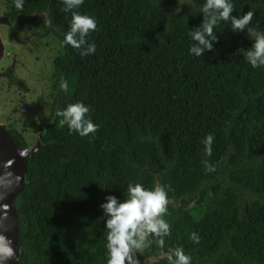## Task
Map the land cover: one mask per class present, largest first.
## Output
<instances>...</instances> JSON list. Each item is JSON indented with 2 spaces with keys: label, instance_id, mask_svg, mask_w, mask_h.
<instances>
[{
  "label": "trees",
  "instance_id": "trees-1",
  "mask_svg": "<svg viewBox=\"0 0 264 264\" xmlns=\"http://www.w3.org/2000/svg\"><path fill=\"white\" fill-rule=\"evenodd\" d=\"M4 2L11 36L50 20L63 49L53 63L51 116L12 202L18 264H107L100 204L127 198L128 183L167 186L170 235L146 247L159 257L154 264H168L164 254L177 246L191 264H264V68L239 51L251 47L247 32L221 21L212 51L195 57L188 33L202 23L204 0H84L78 11L95 17L97 30L87 38L95 52L82 56L62 43L71 20L62 0H25L18 14ZM233 5V15L252 10L251 26L264 31V0ZM78 101L99 125L91 138L69 134L55 116ZM209 133L210 156L202 143Z\"/></svg>",
  "mask_w": 264,
  "mask_h": 264
},
{
  "label": "clouds",
  "instance_id": "clouds-1",
  "mask_svg": "<svg viewBox=\"0 0 264 264\" xmlns=\"http://www.w3.org/2000/svg\"><path fill=\"white\" fill-rule=\"evenodd\" d=\"M17 14L24 11L25 0H11ZM64 11L71 13L69 29L63 35L62 43L80 50L82 56L93 54L96 44L87 38L97 30L96 18L78 11L84 0H62ZM179 5L184 0H177ZM181 8L175 9L179 13ZM233 0H204L200 6L203 14L202 23L189 28L188 35L192 43L188 48L190 55L201 57L206 51H212L217 41L215 27L221 22H230L232 32H247L252 41L247 50L240 49L244 58L252 68H264V31L251 26L254 16L252 10L243 15H233ZM45 24L51 26L50 20ZM67 81L61 80L60 88L67 90ZM90 107L83 102L68 103L57 108L55 116L59 117L60 127H67L69 134L75 132L80 137L95 135L99 125L95 124L90 115ZM213 134H206L202 143L206 155H211ZM207 171H214V166L204 161ZM166 185L156 184L152 189L140 183H128L127 198L120 200L114 195H107L105 202L100 204L104 217L106 236L107 264H136L134 252L142 251L153 243L164 245V238L170 235V224L164 218L168 212L169 197ZM0 207H3L0 205ZM0 216V219H3ZM189 239L198 244L200 236L196 232L189 234ZM166 256L168 264H191V257L186 255L182 246L171 249ZM16 256L12 240L0 232V264H9Z\"/></svg>",
  "mask_w": 264,
  "mask_h": 264
},
{
  "label": "flooded vegetation",
  "instance_id": "flooded-vegetation-1",
  "mask_svg": "<svg viewBox=\"0 0 264 264\" xmlns=\"http://www.w3.org/2000/svg\"><path fill=\"white\" fill-rule=\"evenodd\" d=\"M6 13V5H5V11L3 13V16L8 20V24L6 23V27H8V32H9V38L13 39L17 37L20 33L23 32H28L29 34V39L22 38V41H29L31 43V49H30V58L31 60L28 62L25 59L27 58L28 55L19 58V60L15 61V64L13 66H7V67H2L0 70L3 69V72H0V76L3 77L6 81L7 89L10 88H17L21 93H23V97L27 95L30 91L26 85L27 79H32L31 75L33 74L34 77L38 80V83H42L45 81H48L49 86H48V95H44L43 91L40 92V94L35 98V101L30 107L27 105L24 99L19 98L18 103L14 105V111L13 112H22L24 117H29L30 123L27 125L31 130H32V135H30L34 139V143L30 144L29 142L26 141L24 134L22 132L17 131V129L14 127L13 122H10L5 118V121H1L0 125L4 127V129L7 131L11 132H17L22 136V138L26 141L28 144V147L34 145L37 141L40 144L41 136H42V131L40 129H43L47 125L46 119L50 118L51 112H52V82H53V72H54V60L56 57H58L62 53V45L58 38L54 35L52 31V26H49L43 23L42 21H39L38 23H33L32 25L26 26L21 32H19L15 36H11L10 34V28L12 27V22L5 16ZM32 39H31V38ZM51 38L55 40L58 45H60L61 50L60 53L59 51H55V53L52 56V60L50 62V71L48 72L44 66H46L44 57H43V50H46L47 53H49L48 48L51 42ZM12 56L11 53L5 48L4 45V52L3 56L0 59V62L3 61L4 58H8ZM17 57V55H15ZM47 58H49L47 56ZM17 59V58H16ZM37 63V67L34 68V66ZM21 73V74H20ZM21 76L20 78L18 77ZM13 77L19 81H21L24 85L25 88L27 89L26 91L21 90L18 86L16 85H9V78ZM31 81V80H30ZM40 100L42 102H40ZM40 107L41 111H40ZM48 107V112L46 113V108ZM34 118V120L32 119ZM33 125V127L31 126ZM40 128V129H39ZM9 134V133H8ZM26 147V148H28ZM140 255H143L144 259L143 262L146 264H154L156 259L159 257H153L152 255H146V248L143 249L142 251H138ZM148 259V260H147Z\"/></svg>",
  "mask_w": 264,
  "mask_h": 264
},
{
  "label": "water",
  "instance_id": "water-1",
  "mask_svg": "<svg viewBox=\"0 0 264 264\" xmlns=\"http://www.w3.org/2000/svg\"><path fill=\"white\" fill-rule=\"evenodd\" d=\"M8 24L4 16H0V26ZM4 46L0 38V59L3 56ZM39 142L34 145L20 149L12 137L0 125V232H3L13 242V248L16 250V256L9 264H18L19 249L18 240V222L17 211L13 205V200L21 192L25 185V176L27 173L26 159L37 151ZM134 259L139 264L143 262V255L134 252ZM148 260V259H147Z\"/></svg>",
  "mask_w": 264,
  "mask_h": 264
},
{
  "label": "rangeland",
  "instance_id": "rangeland-1",
  "mask_svg": "<svg viewBox=\"0 0 264 264\" xmlns=\"http://www.w3.org/2000/svg\"><path fill=\"white\" fill-rule=\"evenodd\" d=\"M5 11V2L4 0H0V16H3V13ZM28 32L20 33L17 37L11 39L9 38V32L8 27L6 25L0 26V38L2 40L3 46L5 45V48L9 51V53L12 54V56L8 58H4L3 61L0 62V68L7 67V66H13L15 64V61L19 60L21 53L22 57L27 56L25 59L26 61H30V49H31V43L29 41H22V38L29 39ZM31 38V37H30ZM32 39V38H31ZM61 47L58 45V43L51 38V42L48 48L49 53L46 52V50H43V57L46 63L45 69L50 71V62L52 60V56L55 53V51H59L60 53ZM17 55V57H15ZM47 56L49 58H47ZM17 58V59H16ZM38 65L34 66L36 68ZM48 71V72H49ZM0 72H3V69L0 70ZM21 74V73H20ZM18 77L20 78L21 76ZM32 79L24 80L26 81V85L29 89V93L23 97V93H21L17 88H10L7 89L6 81L3 79V77L0 76V122L5 121V118L9 120L10 122L15 123L14 127L17 129V131L22 132L24 134V137L27 142L30 144L34 143V139L30 136L32 135V130L27 126L30 123L29 117H24L23 113L13 112L14 111V105L18 103L19 98L24 99L27 103L26 106L32 105L35 101V98L40 94L41 91H43L44 95H48V81L38 83V80L34 77V75H31ZM21 79V78H20ZM48 107L46 108V113L48 112ZM34 120V118H32ZM139 254V252L137 251ZM135 255L133 256L134 259ZM134 261L136 264H139L135 259Z\"/></svg>",
  "mask_w": 264,
  "mask_h": 264
}]
</instances>
